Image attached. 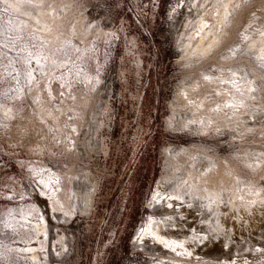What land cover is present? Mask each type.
Returning a JSON list of instances; mask_svg holds the SVG:
<instances>
[{"label": "rangeland", "instance_id": "obj_1", "mask_svg": "<svg viewBox=\"0 0 264 264\" xmlns=\"http://www.w3.org/2000/svg\"><path fill=\"white\" fill-rule=\"evenodd\" d=\"M158 195L264 264V0H0V264H149Z\"/></svg>", "mask_w": 264, "mask_h": 264}, {"label": "bare ground", "instance_id": "obj_2", "mask_svg": "<svg viewBox=\"0 0 264 264\" xmlns=\"http://www.w3.org/2000/svg\"><path fill=\"white\" fill-rule=\"evenodd\" d=\"M92 190L93 187L82 189L80 199L75 200L72 206L78 205V207H80L82 211L89 210ZM209 191L212 192L211 190ZM176 197L177 199H179V196ZM162 198L163 195L157 196V203H159L160 205L159 217L149 218V221L146 223L145 228L142 230L140 239L141 241L139 242V245L141 247L145 248L151 253L158 254L159 256L157 259L150 260L149 264H181L179 261L177 262V260L179 259L175 258L179 249H184L190 252L193 251L194 253H203L207 256L213 254L216 251L215 248L217 246L218 249L220 247L224 249L221 243H215L213 240L209 239L207 240L206 237L202 236L201 234H197L196 239L192 240L190 237V227L193 225V221L187 219L185 222H183L184 214L180 207L175 206V204L173 203L174 199L167 198L165 201H163ZM69 203L70 201L58 198L56 196L54 201L51 202L50 206H52V208H55V206H57L63 208L66 211V207ZM29 214H31V211L23 210L20 214L15 212L14 216L18 219V221H28L30 220ZM65 216L66 214L64 213L63 219H65ZM46 218V212H42V210H40V217L32 219V226L37 230L39 234L44 233V235H46ZM260 227L264 228V221L261 222ZM243 244L244 242L242 243V245ZM37 247L38 245L36 246V244H29L26 248V251L32 250L28 252L35 260H38L42 257V254H44L41 250L36 249ZM222 248L221 250H223ZM243 250H254V244L249 242L245 243ZM52 253L55 254L54 251H52Z\"/></svg>", "mask_w": 264, "mask_h": 264}]
</instances>
